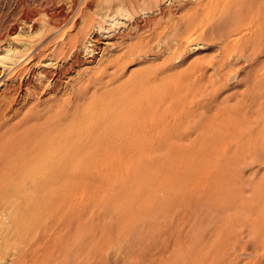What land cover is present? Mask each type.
I'll return each instance as SVG.
<instances>
[{
  "label": "rangeland",
  "instance_id": "rangeland-1",
  "mask_svg": "<svg viewBox=\"0 0 264 264\" xmlns=\"http://www.w3.org/2000/svg\"><path fill=\"white\" fill-rule=\"evenodd\" d=\"M119 1L106 33L97 0H0L1 44L40 24L0 67V203L25 214L0 263L264 264V0Z\"/></svg>",
  "mask_w": 264,
  "mask_h": 264
},
{
  "label": "bare ground",
  "instance_id": "bare-ground-1",
  "mask_svg": "<svg viewBox=\"0 0 264 264\" xmlns=\"http://www.w3.org/2000/svg\"><path fill=\"white\" fill-rule=\"evenodd\" d=\"M94 1V0H93ZM98 1H100V0H97V4L98 5H96L94 8L92 7V9H93V11H95L96 12V14H97V17H98V19H97V17H96V15H95V17H96V21L95 22H93V26H94V29L95 30H98L99 32H106V31H108V29H109V27H111V26H114V25H116V27H117V24L119 23L118 21L120 20V18L123 16V15H125L126 13H125V11L124 10H122L121 8H122V6H121V4H122V2H120L119 0H115V1H111V5H109L108 4V6H105V5H103V6H99V5H102V4H99L98 3ZM126 1V0H125ZM92 2V1H91ZM91 2H90V4H91ZM104 3V2H103ZM124 3V2H123ZM126 3V2H125ZM143 3V2H142ZM90 4H89V6H90ZM105 4V3H104ZM107 4V3H106ZM130 4V3H129ZM134 4V3H133ZM88 6V7H89ZM33 8V7H32ZM31 9V8H30ZM42 9V8H41ZM83 9V8H82ZM125 9V8H124ZM35 10H37V9H35ZM45 10V9H44ZM59 10V9H58ZM81 10V9H80ZM31 11V10H30ZM45 11H47V9L45 10ZM61 11V10H60ZM65 11V10H64ZM82 11V10H81ZM80 11V12H81ZM92 10H91V12H93ZM26 12H29V11H26ZM25 12V13H26ZM32 12H33V10H32ZM51 12V11H50ZM58 11H56V12H53L54 14L55 13H57ZM83 12H85L84 10H83ZM34 13V12H33ZM36 13V12H35ZM37 13H40L39 15H41V13H43V12H37ZM45 13V12H44ZM48 13L49 12H46V14L48 15ZM53 13H51V15L53 14ZM59 13V12H58ZM62 13V12H61ZM32 14V13H31ZM60 14V13H59ZM59 14H58V16H59ZM81 14L83 15V13L81 12ZM93 14V13H92ZM29 15H30V13H29ZM28 15V16H29ZM39 15H37V17L39 18ZM64 14H62V16H63ZM72 15V14H71ZM27 16V14H26V17L24 18V15H23V19L24 20H26V23H24L23 21H22V23H21V26H19L17 29H15V28H13V29H15V30H13V33H11L12 35L10 36V38H7V39H3L5 42L3 43V44H1V42H0V67H1V70H3L2 68H4V67H8V66H10V65H12V64H14L16 61H19V60H21L23 57H24V55H25V53H26V51H27V39L29 38V36H30V38H31V35L29 34V32H30V29L31 28H36V26L38 27L40 24H39V22H33L32 21V18L33 17H28ZM32 16H33V14H32ZM50 16V15H49ZM57 16V15H56ZM66 16V15H65ZM65 16H63L64 18H65ZM127 16V15H126ZM36 18V17H35ZM37 18V19H38ZM43 18V17H42ZM53 18V17H52ZM54 18H56V17H54ZM62 18V17H61ZM72 18V17H71ZM70 18V20H72ZM76 18L78 19V17L76 16ZM123 18H124V16H123ZM126 18V17H125ZM60 19V18H59ZM58 19V20H59ZM76 19V20H77ZM82 19V18H81ZM93 19V18H92ZM40 20H42V19H39V21ZM50 20H51V18H50ZM54 20V19H53ZM58 20H57V22L56 23H58ZM61 20V19H60ZM63 20V19H62ZM118 20V21H117ZM35 21V20H34ZM38 21V20H37ZM46 21V20H45ZM48 21V20H47ZM55 21V20H54ZM67 21V20H66ZM65 21V22H66ZM115 21H117V22H115ZM121 21L122 20H120V23H121ZM126 21V20H125ZM124 20H123V22L122 23H126ZM20 22V21H19ZM42 22V21H41ZM44 22V21H43ZM50 22V21H49ZM48 22V23H49ZM53 22V21H52ZM51 22V23H52ZM69 22V21H68ZM68 22H66V23H68ZM117 23V24H114L113 25V23ZM47 23V22H46ZM45 23V24H46ZM51 23L50 24H48V25H50V27L52 26V28H53V25H51ZM65 23V24H66ZM76 23V22H75ZM92 23V22H91ZM45 24H42V26L44 25L45 26ZM53 24H55L54 22H53ZM78 24H79V21H78ZM127 24V23H126ZM48 25H46V26H48ZM56 25V24H55ZM55 25H54V27H55ZM72 25V24H71ZM107 25V26H106ZM122 25V24H121ZM128 25V24H127ZM135 25H136V23H135ZM140 25V24H139ZM68 26H69V24H68ZM78 26V25H77ZM91 26H92V24H91ZM133 26V25H132ZM136 26H138V25H136ZM41 27V26H40ZM61 27H62V25H61ZM79 27V26H78ZM126 27V26H125ZM128 27V26H127ZM135 27V26H134ZM134 27H132V28H134ZM55 28H57V26L55 27ZM112 28V27H111ZM129 28V27H128ZM127 28V29H128ZM38 29H40V28H38ZM65 29V28H64ZM92 29V28H91ZM114 29V28H113ZM131 29V28H130ZM41 30H42V28L40 29V32H41ZM34 31V30H33ZM50 31V30H49ZM92 31H94V30H92ZM114 31V30H113ZM126 31V30H125ZM32 32V31H31ZM30 32V33H31ZM35 32H36V30L33 32L34 34H35ZM62 31H60V33H61ZM9 33V32H8ZM37 33V32H36ZM64 32H62L61 33V36H62V34H63ZM107 33V32H106ZM111 33V32H110ZM65 34V33H64ZM93 34V33H92ZM29 35V36H28ZM43 35V34H42ZM120 35V37H121V34H119ZM8 36V35H7ZM35 36V35H34ZM56 36H58L57 34H56ZM55 36V37H56ZM80 36V35H79ZM92 36V35H91ZM95 36V35H94ZM36 37V36H35ZM53 37V36H52ZM54 37V38H55ZM89 37V36H88ZM29 38V39H30ZM33 38V37H32ZM54 38H53V40H54ZM57 38V37H56ZM55 38V39H56ZM61 38V37H60ZM95 38H97V37H95ZM2 39V38H1ZM0 39V40H1ZM80 39V38H79ZM82 39V38H81ZM84 39V38H83ZM82 39V40H83ZM92 39H93V37H92ZM112 39V38H111ZM38 40V39H37ZM36 40V41H37ZM51 40V39H50ZM88 40H89V38H88ZM84 41L83 40V42L81 43V48H82V50L85 52V51H89L90 49H92L93 50V48H92V46H91V44L90 43H92V41ZM98 40V39H97ZM159 40V39H158ZM107 39L105 40V45L107 44ZM111 41V40H110ZM35 42V41H34ZM50 42H52V41H50ZM94 42H96V41H94ZM94 42H93V44H94ZM103 42V41H102ZM109 42V41H108ZM115 42H116V38H115ZM114 42V43H115ZM118 42V41H117ZM120 42V41H119ZM30 43V42H29ZM49 43V42H48ZM47 43V44H48ZM111 43H112V41H111ZM43 44V43H42ZM30 45V44H29ZM28 45V46H29ZM39 45V44H38ZM95 45V44H94ZM110 45V44H109ZM116 45V44H115ZM29 47H32V46H29ZM48 47V48H47ZM95 47V46H94ZM32 48H34V46L32 47ZM40 48V47H39ZM46 48L47 49H49V46L47 45L46 46ZM79 48V47H78ZM77 48V49H78ZM26 49V50H25ZM51 49V48H50ZM50 49H49V51H50ZM80 49V48H79ZM91 50V51H92ZM40 51V50H39ZM38 51V52H39ZM29 53V52H28ZM36 52H34V54H35ZM48 52L46 51V54H47ZM30 54H32V53H30ZM91 54V53H90ZM101 54H102V52H101ZM100 54V55H101ZM28 56H31V55H28ZM38 56V55H37ZM42 56V55H41ZM95 56V55H94ZM102 56V55H101ZM47 57V56H46ZM34 58V57H33ZM37 58V57H36ZM49 58V57H48ZM27 59H29V58H27ZM26 59V60H27ZM84 59V58H83ZM23 60V59H22ZM81 60V59H80ZM34 61V62H33ZM32 62L33 63H37V65L38 66H40V65H43L44 64V66L46 65L45 63H47V59L46 58H37L36 60H32ZM52 62V61H51ZM21 63H24V62H21ZM32 63V64H33ZM35 63V64H36ZM74 63V62H73ZM72 63V64H73ZM80 63H82V60H81V62ZM19 64V63H18ZM17 64V65H18ZM71 64V63H70ZM15 65V64H14ZM13 65V66H14ZM16 65V66H17ZM23 65V64H22ZM49 65V64H48ZM75 65V64H74ZM87 65V64H86ZM27 66V65H26ZM30 66H32V65H30ZM34 66V65H33ZM66 66H68V65H66ZM88 66V65H87ZM71 67V66H70ZM74 67V66H73ZM76 67V66H75ZM79 67V66H78ZM84 67V65L82 66V68ZM19 68V67H18ZM18 68H16V69H18ZM21 68V67H20ZM27 68V67H26ZM25 68V69H26ZM42 68V67H41ZM81 67H80V69L79 70H81L82 69ZM88 68V67H87ZM13 69V68H12ZM32 69V68H31ZM47 69V68H46ZM45 69V70H46ZM51 69V68H50ZM7 70V69H6ZM20 70L21 69H19V73H21L20 72ZM24 70V69H23ZM38 68H36V73L38 72ZM43 70V69H42ZM85 70V69H84ZM10 71V70H9ZM12 71V70H11ZM41 71V70H40ZM39 71V72H40ZM50 71V70H49ZM16 72H17V70H16ZM46 72V71H45ZM59 72V71H58ZM64 72V71H63ZM80 71H78V73H79ZM11 73V72H10ZM9 73V74H10ZM28 73V72H27ZM42 73H44V72H42ZM41 73V74H42ZM50 73V72H49ZM16 74V73H15ZM32 74V73H31ZM30 74V75H31ZM37 74H39V73H37ZM40 74V75H41ZM51 74H53V72L51 73ZM50 74V75H51ZM64 74H66V73H64ZM68 74V73H67ZM71 74V73H70ZM69 74V75H70ZM14 75V74H13ZM17 75V74H16ZM29 75V76H30ZM43 75V74H42ZM45 75H46V73H45ZM44 75V76H45ZM63 75V73L61 74V76ZM72 75V74H71ZM70 75V76H71ZM76 75V74H75ZM4 76V75H3ZM34 76V75H33ZM37 76V75H36ZM39 76V75H38ZM48 76V75H47ZM46 76V77H47ZM70 76H68L69 78H71ZM5 77H8L7 75L5 76ZM15 77V76H14ZM54 77V76H53ZM9 78V77H8ZM36 78H38V77H36ZM39 78H40V76H39ZM45 78V77H44ZM50 78V77H49ZM58 78H60L59 76H58ZM5 79V78H4ZM15 79V78H14ZM43 79V78H42ZM48 79V78H47ZM68 79V78H67ZM10 80H12V79H10ZM35 80V79H34ZM56 80V79H55ZM66 80V79H65ZM69 80V79H68ZM4 81V80H3ZM14 81V80H13ZM24 81V80H23ZM28 81V80H27ZM39 81V80H38ZM47 82L49 81V80H46ZM60 81H62V80H60ZM2 82V81H1ZM26 82V81H25ZM32 82V81H31ZM30 82V83H31ZM42 82V81H41ZM66 81H64V83H65ZM28 83V82H27ZM45 83V82H44ZM70 83V82H69ZM33 84H35V83H33ZM42 84V83H41ZM46 84V83H45ZM56 84V83H55ZM3 85V84H2ZM17 85V84H16ZM31 85V84H30ZM51 85V84H50ZM4 86V85H3ZM26 86H28L27 84H26ZM52 86V85H51ZM59 86H60V83H59ZM37 88L38 86H36V85H34V87L32 86L31 88ZM41 87V85L39 86V88ZM50 87V86H49ZM48 87V88H49ZM58 87V86H57ZM19 88V87H18ZM36 88H35V90H36ZM45 88V87H44ZM54 88V87H53ZM27 89V88H26ZM32 89V90H33ZM55 89H56V87H55ZM59 89V88H58ZM62 89V88H61ZM29 90V89H28ZM31 90V91H32ZM41 90V89H40ZM48 90V89H47ZM24 91V90H23ZM37 91V90H36ZM36 91H34L35 92V94L37 93ZM38 91H39V89H38ZM56 91H57V89H56ZM28 92V91H27ZM41 92V91H40ZM44 92V91H43ZM48 92V91H47ZM58 92V91H57ZM25 93V92H24ZM29 93V92H28ZM42 93V92H41ZM53 93H54V91H53ZM29 95H30V93H29ZM31 95H32V93H31ZM38 94H36V96L35 97H38L37 96ZM46 95H57V94H46ZM75 95V94H74ZM33 96V95H32ZM34 97V96H33ZM43 97H45V96H43ZM41 98V97H40ZM47 98V97H46ZM45 98V99H46ZM37 99V98H36ZM44 99V98H43ZM48 99V98H47ZM53 99H54V96H53ZM25 100V99H24ZM38 100V99H37ZM48 100H50V99H48ZM47 100V101H48ZM46 101V102H47ZM37 102V101H36ZM41 102V101H40ZM39 102V103H40ZM48 102H50V101H48ZM52 102H54V101H52ZM45 103V102H44ZM19 105V104H18ZM18 107V106H17ZM17 107H16V110L15 111H17ZM20 109V108H19ZM14 111V112H15ZM35 111V110H34ZM18 112V111H17ZM28 182H29V180H28ZM16 196V195H15ZM14 197V196H13ZM10 198V197H9ZM8 200V199H7ZM13 200V199H12ZM6 201V200H5ZM9 202V204L8 205H3V202L2 203H0V260L1 259H3V258H6V254L9 252V246H8V242H7V237H6V233L8 232L9 233V231H11V232H13V231H15L16 233L15 234H17V236H18V238L19 239H22V237L25 235V233H24V231L20 228L21 227V224L23 223L22 221V223H19L20 224V227L18 226H16V225H14L15 224V222L13 221V220H11V223H9V225H5V223H4V221L2 222L1 220L3 219V218H6V216H5V214H6V210L7 211H9V212H7L8 214H7V216H10V214L12 215V213H10V211L12 212V210L14 211V210H16V213H20V212H17V210L18 211H20L21 209L19 208V205H17V203L15 204V203H12V201L9 199L8 200ZM21 201V200H20ZM2 204V205H1ZM18 207V208H17ZM22 211V210H21ZM14 213V212H13ZM15 214V213H14ZM13 214V215H14ZM12 215V216H13ZM16 215V214H15ZM25 214L23 213V211H22V213H21V216H24ZM21 216H17V217H21ZM12 218H14V216L12 217ZM26 218V217H25ZM25 218H23V217H21V219H24V221H25ZM4 220V219H3ZM6 220H8V218L6 219ZM10 220V219H9ZM16 220H17V218H16ZM15 220V221H16ZM12 221L14 222V224L12 223ZM18 221H20V220H18ZM18 221H16V222H18ZM10 222V221H9ZM6 224H8L7 222H6ZM16 226V227H15ZM36 232V231H35ZM21 236V237H20ZM20 241V240H19ZM20 244V243H19ZM14 245V244H13ZM14 249V248H13ZM11 252V251H10ZM8 255V254H7ZM3 261V260H2ZM1 262V261H0ZM1 264V263H0Z\"/></svg>",
  "mask_w": 264,
  "mask_h": 264
}]
</instances>
